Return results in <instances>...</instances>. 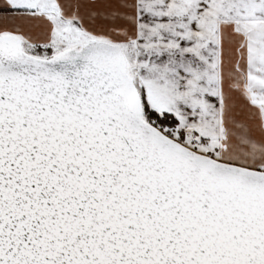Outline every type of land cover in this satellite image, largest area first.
I'll use <instances>...</instances> for the list:
<instances>
[{
    "label": "snow or ice",
    "instance_id": "obj_1",
    "mask_svg": "<svg viewBox=\"0 0 264 264\" xmlns=\"http://www.w3.org/2000/svg\"><path fill=\"white\" fill-rule=\"evenodd\" d=\"M0 264H264V0H0Z\"/></svg>",
    "mask_w": 264,
    "mask_h": 264
}]
</instances>
